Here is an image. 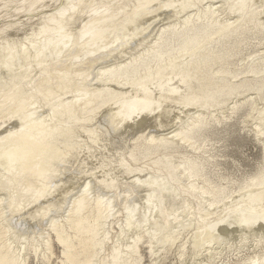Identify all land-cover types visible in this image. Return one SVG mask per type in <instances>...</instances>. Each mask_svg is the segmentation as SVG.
I'll return each mask as SVG.
<instances>
[{
  "label": "bare ground",
  "instance_id": "6f19581e",
  "mask_svg": "<svg viewBox=\"0 0 264 264\" xmlns=\"http://www.w3.org/2000/svg\"><path fill=\"white\" fill-rule=\"evenodd\" d=\"M0 264H264V0H0Z\"/></svg>",
  "mask_w": 264,
  "mask_h": 264
},
{
  "label": "rangeland",
  "instance_id": "374dc122",
  "mask_svg": "<svg viewBox=\"0 0 264 264\" xmlns=\"http://www.w3.org/2000/svg\"><path fill=\"white\" fill-rule=\"evenodd\" d=\"M139 104V102L137 103ZM133 105H135L133 103ZM141 107H143L141 105ZM143 109L148 110L147 108L143 107ZM235 158H239L237 155H233ZM240 158L243 157V159H240L239 164H240V169L242 172H247L253 170L255 167L257 161L259 160L260 157V150L259 147L252 142L247 143L245 146L242 147L241 153H240ZM56 252L58 253V249H56ZM148 258H146L147 260Z\"/></svg>",
  "mask_w": 264,
  "mask_h": 264
}]
</instances>
